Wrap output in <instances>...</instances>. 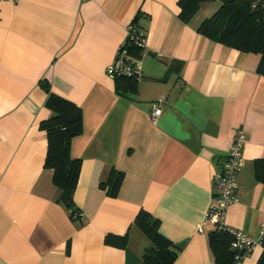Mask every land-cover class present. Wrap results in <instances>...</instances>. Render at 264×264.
<instances>
[{
    "label": "crops",
    "instance_id": "1",
    "mask_svg": "<svg viewBox=\"0 0 264 264\" xmlns=\"http://www.w3.org/2000/svg\"><path fill=\"white\" fill-rule=\"evenodd\" d=\"M219 5L204 3L183 22L178 0L0 2V264H144L151 243L134 223L141 211L170 242L171 264H219L208 242L215 227L205 216L212 177L237 128L245 133L243 165L223 223L257 232L264 221L257 177L264 74L259 54L197 31ZM131 24L147 36L142 77L115 81L106 66ZM48 92L81 109L82 129L70 143L80 160L75 220L44 167ZM112 171L123 175L115 195L100 184ZM262 249L236 264H256Z\"/></svg>",
    "mask_w": 264,
    "mask_h": 264
},
{
    "label": "trees",
    "instance_id": "2",
    "mask_svg": "<svg viewBox=\"0 0 264 264\" xmlns=\"http://www.w3.org/2000/svg\"><path fill=\"white\" fill-rule=\"evenodd\" d=\"M213 1H219V7L211 16L201 21L197 31L215 42L239 51L259 54L257 71L264 74V0H178L179 18L183 22H189L202 4ZM132 26L140 30L139 27ZM126 48L131 55L141 56V48L130 40L126 42ZM114 79L127 83H135L139 80L127 76H118ZM46 106L53 115L40 122L47 138L44 167L52 170V181L59 190V200L68 208L70 218L75 220L77 218H73V213L78 210L72 207V204L80 171V160L71 157L70 143L82 129L81 109L73 102L50 92ZM261 163L264 162L257 161L259 165L257 177L264 180V170H262L264 168L261 167ZM122 177L121 172L112 171L108 179L100 184L102 187H108L110 195H115ZM134 223L151 243L145 249L143 263L171 264L176 253L172 250L170 242L158 232L156 221L152 220L147 212L141 211ZM233 240V235L225 228H214L209 232V246L217 263L236 264L246 256L236 258L238 251L232 248ZM260 246L264 248V241ZM256 264H264V249Z\"/></svg>",
    "mask_w": 264,
    "mask_h": 264
},
{
    "label": "built area",
    "instance_id": "3",
    "mask_svg": "<svg viewBox=\"0 0 264 264\" xmlns=\"http://www.w3.org/2000/svg\"><path fill=\"white\" fill-rule=\"evenodd\" d=\"M7 1L15 2L17 0ZM128 40L141 48V55L147 51L146 34L141 30L135 29L132 25H128L125 38L118 46L112 61L106 66V73L112 79L118 76L135 77L138 79L142 77L140 57L133 56L128 52L126 48ZM161 113L162 109L159 100L151 106V122H156ZM244 141L245 133L243 129L237 128L232 136L231 147L226 159L222 163L221 170L215 172L212 177L213 198L205 216L206 224L215 228H225L233 235L232 248L238 251L236 258H242L249 254L255 246H260L262 241H264V221L259 224V228L255 234H247L241 230L227 228L223 223L227 207L236 200L238 189L237 174L243 165L242 152ZM80 216V211L73 213V218H79Z\"/></svg>",
    "mask_w": 264,
    "mask_h": 264
}]
</instances>
